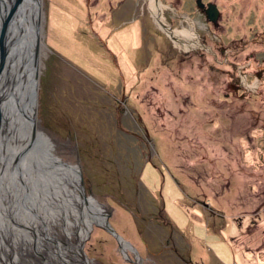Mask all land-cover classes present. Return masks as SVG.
I'll return each mask as SVG.
<instances>
[{"label": "rangeland", "instance_id": "obj_1", "mask_svg": "<svg viewBox=\"0 0 264 264\" xmlns=\"http://www.w3.org/2000/svg\"><path fill=\"white\" fill-rule=\"evenodd\" d=\"M40 1L38 129L133 248L126 256L94 222L81 245L91 264H264V0H202L217 5L216 23L195 0H160L172 28L197 32L204 47L190 50L147 0ZM53 220L35 236L39 224L13 222L15 241L28 244L29 232L50 244L66 224ZM60 250L53 264H72Z\"/></svg>", "mask_w": 264, "mask_h": 264}, {"label": "bare ground", "instance_id": "obj_2", "mask_svg": "<svg viewBox=\"0 0 264 264\" xmlns=\"http://www.w3.org/2000/svg\"><path fill=\"white\" fill-rule=\"evenodd\" d=\"M147 1L148 9L155 22L176 47L183 50L204 47L197 32L192 27L172 28L164 15L165 6L160 0ZM13 2L14 0H0V26L5 13L13 5ZM42 21L43 14L40 0H19L14 6L6 34L3 37L4 46L7 45V48L5 47L7 52L3 61V71L0 74V167L3 165L0 170V205L5 209L8 207L6 205L9 199L7 189L16 187L20 192V196L18 195L16 198H21V193L24 195L21 198L22 200L19 201L21 210H25L26 207L28 210L29 206L30 209H34L32 214H40L43 221L49 222L52 219L55 222L57 219L62 220V217H65L64 222L70 223V216H76L77 223L83 226L84 238L92 223L97 222L104 225L105 211L100 209L101 207L99 209L91 207L88 197L82 195L78 169L62 161L60 156L53 153L50 146L52 140L44 131L38 129V126L41 127L38 124L39 122L33 126L31 120L34 111L32 81L35 72L40 75L41 51L44 47L41 35L43 31ZM36 37H39V57L35 63ZM0 42H2L1 38ZM35 115L37 117V114ZM9 150L17 154L11 155L12 153ZM10 179L13 181L10 182ZM19 185H21L22 190H19ZM44 185H47L49 193L57 201V207L54 208L51 205L50 213L47 211V214L38 209V206L43 205L37 190L39 186L43 187ZM2 192L5 193V196L2 195ZM79 197L77 211H74L72 203ZM17 202L15 201V204L19 205ZM44 203L47 205L46 202ZM66 213L69 216H66ZM18 217L16 216V224L19 225ZM49 222H45L46 225ZM21 223L27 226L25 220H21ZM33 233L36 234V232ZM23 237L27 242L31 241L25 236ZM77 239L79 240V238ZM82 241H78L79 253L72 251V255H75L76 259L66 255V250H71V248L65 246L63 256L68 262L72 264L90 263L91 260L86 257L81 249ZM119 241L121 250L126 255L125 246L129 247L131 245L121 239ZM44 246L46 247V245ZM2 252L4 253L5 249H2ZM87 258L90 260L89 262H87Z\"/></svg>", "mask_w": 264, "mask_h": 264}, {"label": "flooded vegetation", "instance_id": "obj_3", "mask_svg": "<svg viewBox=\"0 0 264 264\" xmlns=\"http://www.w3.org/2000/svg\"><path fill=\"white\" fill-rule=\"evenodd\" d=\"M230 64H232V65H234V63L233 62H229ZM225 72H226V74L228 75V74H231V70L230 69H225ZM229 77L231 78V76L229 75ZM232 83V82H231ZM236 85L235 86H237L238 84L237 83H235ZM239 87V86H238ZM236 91V90H235ZM241 95H240V99H241ZM12 154L11 155H13L15 152L14 151H11V150H9ZM15 154H17V153H15ZM2 167H3V165L0 167V170L2 169ZM18 179V178H17ZM19 180V179H18ZM14 189V188H13ZM11 190V188H8L7 189V191H10ZM15 190L16 189H14V192H15ZM2 194H3V192H2ZM22 194V193H21ZM77 196H79V195H77ZM1 197V196H0ZM88 197V199L90 200V202H89V204L91 205V207L93 208H100V206L96 203V201L94 200V198H92V196L90 197V196H87ZM79 200H80V197H79V199L77 198V199H75L74 201H73V209H74V211H77V208H78V203H79ZM0 201H1V198H0ZM15 201H17V198H12L11 196L9 197V199H8V203H6V205L8 206L6 209L4 208V207H1V205H0V208H2V209H0V247H2L3 245L5 246L6 244H4V242H6L7 243V247H5L4 249H6V251L3 253H1V256H0V262L1 263H3V264H6L5 262H6V259L7 260H10V264H13L12 262H11V259H12V261H14L13 260V258L15 259V260H17V264H35V260H33L34 258L32 257V255H31V258H28V259H26V260H24L25 261V263H24V261H22V259H21V257H20V252H17L19 249H22L21 251V254H23V252H24V249H23V247L25 246V247H31L32 248V250L33 251H31L32 252V254L34 255V254H36L37 256L36 257H38V260H37V263L36 264H53L54 263V259L56 258V257H58V252H59V250L60 249H62V250H60L61 251V255L63 256V249H64V247L65 246H69L70 244L71 245H75V247H74V250H72V247L70 246V248H71V250L70 249H67L68 250V252H69V254L68 255H71V258H77L75 255H72L73 253H72V251L75 253H79V250H78V247H79V245H78V241L80 240V241H82L84 238H83V226L81 225V224H78L77 223V218H76V216L74 217V220L73 221H71L70 220V223H66V224H64V223H62V232H61V235L60 236H57V234L56 233H54V235L53 236H51V238L53 239V242L51 241V243L50 244H48V245H46V247L45 246H42V247H39L40 246V243H38L39 244V246H37V241H35L34 240V237L33 236H35V234L34 233H32L33 234V236H32V234H30L29 232H28V234L31 236V238L35 241V243H36V245L34 244V243H32V241H28V244H26V243H23V242H20V243H17V241H15L16 240V238H15V234H14V230L16 229V228H14V226L12 225V223L14 222V223H16V216H21L20 218L18 217V223H19V220L21 221V220H25V218H27L28 219V224H27V226H29V223L31 222V223H33V224H39L40 226L42 225L43 227H46L47 225H46V223L42 220V216L39 214V215H36V216H38V218H37V221H38V223H35V217L33 218V220L32 219H29L28 218V216H32V213H34L33 211H29V212H26V211H24V210H21L20 209V202L18 201L17 203L19 204V205H17V204H15ZM44 202H46L47 203V205H45V203ZM27 203H29V202H27ZM27 203H26V205H27ZM49 203H50V205H52V206H57V201L53 198V196H49L48 197V199L46 200H43V210L41 209V211L44 213V212H46L47 211V207H49ZM17 205V206H16ZM100 209H102V208H100ZM63 211L65 212V210L63 209ZM4 212V213H3ZM11 214V215H10ZM67 214V213H66ZM9 216V217H8ZM66 216H69V214H67ZM70 217H73V216H70ZM64 219H65V217H62V220L64 221ZM34 221V222H33ZM4 223H6V228L3 230L1 227L3 226V224ZM7 223H10L8 226H7ZM24 225V224H23ZM26 226V225H25ZM32 226V225H31ZM41 226V227H42ZM43 227H42V229L39 231V232H36V233H38L39 235H41V233L40 232H42L43 234H44V231L45 230H43ZM50 227H51V224H49V229H50ZM25 228H28V227H25ZM47 228V227H46ZM67 228H69L70 229V231L69 230H67ZM17 230V229H16ZM20 231V232H19ZM18 232H19V234L21 233V234H25L26 236L28 235L27 233H25V232H23V231H21V230H19ZM1 235H3V236H1ZM28 235V236H29ZM38 235V236H39ZM10 236H12V239H13V241L12 242H10ZM85 237V236H84ZM31 238L29 237V239L28 240H31ZM42 238H45V239H47V237L44 235V236H42ZM77 238H79V240L77 239ZM11 239V240H12ZM44 239V240H45ZM52 239H50V240H52ZM41 240V236H40V238H39V241ZM44 240H43V245H45V242H44ZM48 240V239H47ZM2 241H3V243H2ZM67 241H68V243H67ZM62 244H64V247L62 246ZM32 245H34V246H32ZM35 246H37L36 247V249H35ZM60 246H61V248H60ZM9 248H15L14 250H15V252H14V254H12V253H8V251L9 250H11V249H9ZM34 248V249H33ZM133 248L131 247V246H129V247H127V246H125V253H126V256H127V253H128V250H132ZM66 250V251H67ZM72 253V254H71ZM43 257H42V256ZM138 257V256H137ZM53 258V259H52ZM58 258H60V257H58ZM63 258V260L61 259V261L60 262H67V260L64 258V257H62ZM40 259H42L43 261H41ZM50 259H52L53 260V262H51L50 261ZM137 259H139V258H137ZM31 260V261H30ZM90 260L87 258V262H89ZM30 262V263H29ZM92 263V261H90V263L89 264H91ZM138 264V263H137Z\"/></svg>", "mask_w": 264, "mask_h": 264}, {"label": "water", "instance_id": "obj_4", "mask_svg": "<svg viewBox=\"0 0 264 264\" xmlns=\"http://www.w3.org/2000/svg\"><path fill=\"white\" fill-rule=\"evenodd\" d=\"M17 1L19 0H14L13 5L9 7V10L5 13V16L3 18L2 24L0 26V38L2 39V42H0V74L3 71V61L6 57V50L5 47L7 48V45L4 46V36L6 34L7 28H8V24L10 22L11 16L13 14V10H14V6L17 3ZM196 6L197 8H199L204 14L205 17L208 21L216 23L218 17H219V10L217 8V5L213 2H207L204 3L202 0H195ZM39 37H36V47L34 49V62L36 63V60L39 57ZM38 73L35 72L34 77H33V86H32V100H33V115L31 117V120L33 122V126L35 125V123L39 122V119L37 117H35L36 115V105H37V85H38ZM83 180L80 176V186L82 188V195H85V190L83 187ZM87 197V196H86ZM102 227H104V229H106L109 233H111L112 235H114V237L118 240H123L122 237L116 233V231L113 229V227L109 224L108 219H107V214H104V225H101ZM124 241V240H123Z\"/></svg>", "mask_w": 264, "mask_h": 264}]
</instances>
